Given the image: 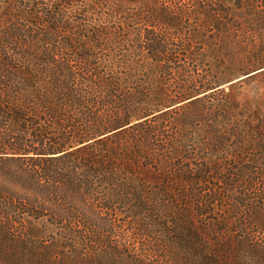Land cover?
Masks as SVG:
<instances>
[{
  "label": "trees",
  "instance_id": "16d2710c",
  "mask_svg": "<svg viewBox=\"0 0 264 264\" xmlns=\"http://www.w3.org/2000/svg\"><path fill=\"white\" fill-rule=\"evenodd\" d=\"M0 264H264V0H0Z\"/></svg>",
  "mask_w": 264,
  "mask_h": 264
}]
</instances>
